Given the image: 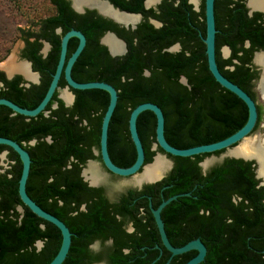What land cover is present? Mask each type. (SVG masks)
<instances>
[{
  "label": "trees",
  "instance_id": "16d2710c",
  "mask_svg": "<svg viewBox=\"0 0 264 264\" xmlns=\"http://www.w3.org/2000/svg\"><path fill=\"white\" fill-rule=\"evenodd\" d=\"M109 1L121 10L151 14L162 23L154 27L143 21L130 30L94 9L77 13L69 0H49L53 14L37 20L36 30L20 29L21 38L24 35L33 38L27 45V58L33 69L43 71L46 76L39 83L23 88L20 75L7 79L0 71V97L28 109L35 107L55 71L61 36L69 29H77L85 35L86 44L72 66L71 76L78 82L104 81L117 90V103L108 126L109 155L116 165L126 167L135 159L128 128L119 122L142 102H153L161 108L165 138L178 148L221 140L244 124L245 103L222 87L207 66L203 42L204 0H200L197 11L188 0H161L156 9L144 8V0ZM260 15L255 12L247 16L242 0H214L216 64L226 78L254 100L248 81L257 77L258 72L250 71L247 64L254 51L264 49V23L259 20ZM58 27L61 33H56ZM107 30L125 40L127 51L123 55L111 56L99 42ZM39 39L51 44L46 57L36 52L41 45ZM245 39L251 42L247 47L243 45ZM176 42L181 46L178 51L166 50ZM77 43L76 37L69 39L66 57ZM225 44L230 55L223 58L220 47ZM181 77L186 79V84L180 82ZM65 85L62 74L58 86ZM70 90L74 94L72 105L65 106L56 90L45 108L48 115L40 112L26 117L0 105V136L17 141L31 158L26 181L28 195L61 219L73 233L68 254L61 264L100 261L102 257L92 255L85 242L93 238L105 240L109 236L114 239L113 248L106 255L109 264H164L170 252L161 243L149 207L146 206L148 216L139 215V203L131 197L134 191L130 190L129 196L121 200L120 211L129 212L134 225V230L128 233L122 226L126 222L117 219L107 206H100L104 200L91 198L95 190L87 187L78 175L86 158H99L90 148H99L100 125L109 94L97 88ZM52 103H56L53 109ZM117 108L126 112L120 114ZM262 113L261 108L252 131L258 127ZM85 119L87 122L83 124L81 121ZM136 126L144 162L148 163L157 150L162 151L159 147L151 149L155 142L153 112L142 111ZM48 136L50 141L46 140ZM31 139H35L33 145L28 144ZM5 149L9 150L11 165L0 173V264H47L59 248L61 233L22 203L17 190L21 161L9 146L0 144V151ZM167 155L175 162L171 174L145 185L141 191L167 185L163 197L152 202L153 207L163 198L189 192L171 200L161 210L171 244L181 246L200 238L207 251L199 264H264V185L255 177L253 161L226 157L201 174L198 162L209 153L187 157ZM54 193L62 199L61 204L56 203ZM83 201L94 206L80 211L77 205ZM38 241L40 247L36 245ZM122 246L130 250L121 252ZM195 254L191 250L174 255L168 264H184Z\"/></svg>",
  "mask_w": 264,
  "mask_h": 264
},
{
  "label": "water",
  "instance_id": "95a60500",
  "mask_svg": "<svg viewBox=\"0 0 264 264\" xmlns=\"http://www.w3.org/2000/svg\"><path fill=\"white\" fill-rule=\"evenodd\" d=\"M105 1L107 4H109L114 10H117L118 12L124 13V14H131V15H136L137 16V21L135 23L131 22H122L118 21L115 18L111 16H106L102 14L97 8L93 6H80V7H75L73 4L72 0H69L71 8L76 11L77 13H84L86 9H94L96 10L99 14L108 17L112 19L114 22L123 25L125 27L130 26L131 28H135L136 24L139 22L141 19V14L140 13H134V12H128L125 10H121L118 7H115L110 1L108 0H101ZM159 0L157 3L153 5H146V0H144V4L146 7H156V5L160 2ZM193 5L194 8L198 9V3L192 2L189 0ZM253 9L250 10V12ZM151 21L156 25L160 26V22L154 19H151ZM204 22H205V36L203 37V42L205 44V54H206V61H207V66L209 71L211 72L212 76L214 79L224 88L227 90L231 91L234 93L237 97H239L246 105L247 107V118L244 124L237 129L235 132L230 134L229 136L207 144H200V145H195L191 147H186V148H178L175 146H172L165 138L164 135V115L161 110V108L153 103V102H142L137 104L131 111L128 117V131L129 135L131 138V141L134 145L135 148V159L132 164L126 167H121L116 165L110 158L109 152H108V126L109 122L111 119V116L113 114V111L115 109L116 103H117V90L116 88L104 81H87V82H78L73 79L71 76V69L76 61L77 57L83 50L85 44H86V38L85 35L77 29H69L67 30L60 39V51H59V57L58 61L55 67V71L52 73V77L49 83V86L40 100V102L33 108H25L17 105L16 103L12 102L11 100L0 97V105H5L8 108H10L13 113H18L26 117H33L39 114L40 112H43L45 114L48 113V111H45V107L50 101L53 93L58 90L60 92V98L64 101L65 105L69 106L73 103L74 100V94L70 90V88L74 89H90V88H97V89H102L108 92L109 94V101L106 107V110L104 111V114L102 116L101 120V125H100V135H99V154L101 157V161L103 166L107 171L110 173L117 175L119 177H129L130 178V184L134 187H137L140 189L143 185L145 184H150L157 182L161 180L165 174L166 171L170 168L171 166V161L168 159L167 154L173 155V156H182V157H187V156H193L197 154H202V153H209L212 154L215 151L219 150H226L227 153L223 155L221 160L224 157H233V158H240L246 161H253V165L255 167V177L260 179V185H264V178L262 176H259L257 173V167L258 163L254 158H246L242 156H237L229 152L230 149L235 147L240 141L248 137L253 131V128L255 126L256 120H257V107H256V101L246 92L244 91L241 87H239L237 84L233 83L230 81L228 78H226L219 70L216 60H215V33H216V28H215V17H214V0H204ZM56 31L58 33L61 32L60 28H57ZM106 34H111L116 40L120 41L123 45V52L122 53H113L111 52L110 48L103 42V37ZM71 37H76L78 39V43L75 47V49L72 51V53L66 57V52H67V45L68 41ZM100 42L104 45L107 46V49L112 56H117V55H122L126 51L125 43L123 40H121L117 35L112 32V31H106L105 34L100 38ZM47 46V43H45ZM179 48L178 44H175L171 46L168 50L169 51H174ZM226 50L225 55L229 53V48L227 46H224L223 51ZM259 51H255L253 54V59L255 53ZM19 60H23L28 64L29 70L31 69V63L30 61L26 59H21L20 57L18 58ZM4 72V71H3ZM146 74L148 73L147 71L145 72ZM7 78H10L16 74H20L18 72H14L11 74H7L4 72ZM63 74V77L66 81V85L62 88L58 86V81ZM21 75V74H20ZM181 82L186 84V79L184 77L181 78ZM70 94L71 99L66 100L64 98V94ZM144 110H150L153 112L155 116V142L152 143V149L156 150L158 147L162 151H156L155 154L152 157V160L148 163L144 162V149L143 145L141 143L140 137L137 132V126H136V120L138 115L144 111ZM35 140H32L31 143H34ZM0 144L9 146L13 151L17 153L19 156V159L21 161V172L20 176L18 179V195L20 200L24 205H26L35 215L38 217L54 224L60 231L61 233V242L60 246L54 255V257L47 263V264H61L65 257L68 254L70 244H71V237H72V232L70 231L69 227L57 216L47 212L43 208H41L27 193L26 191V181L28 178L29 174V169H30V163H31V158L26 149L23 148L22 145H20L17 141L8 138V137H3L0 136ZM156 157H161L166 162L168 163L167 167L161 172V174L152 180H140L137 181L136 177L140 176V174L144 171L145 167L151 164ZM220 160V161H221ZM210 160H203L199 163L202 171L206 172L207 164L209 163ZM89 165H92L96 168V171L98 175L100 176V180L96 183H92L89 178H87V175L89 174L88 172L85 173V170L88 168ZM87 166V168H85ZM86 166L82 168L81 170V175L84 180L88 181L90 185H97L100 183V181H103L104 175L100 173V171L97 169L96 164L92 159H89L86 163ZM181 195H189V192L185 193H178L171 195L165 199H162L160 203L156 207H152L151 202H149L150 206V211L151 214L154 218L155 224L157 226L159 236L161 239L162 245L165 247L166 250L170 252V256L168 260L164 264H168L171 257L174 255L182 254L191 250L196 251V254L189 258L184 264H199L202 262L205 258L206 255V246L205 244L201 241L200 238H195L192 240H189L185 244L181 246H173L171 242L169 241L167 234L164 229V223L161 218V210L163 207L169 203L171 200L177 198L178 196ZM21 208V207H19ZM37 247L41 246V242L38 241L36 243ZM159 248L161 251L160 246H156ZM99 262L96 263H89V264H98Z\"/></svg>",
  "mask_w": 264,
  "mask_h": 264
},
{
  "label": "flooded vegetation",
  "instance_id": "af4514ba",
  "mask_svg": "<svg viewBox=\"0 0 264 264\" xmlns=\"http://www.w3.org/2000/svg\"><path fill=\"white\" fill-rule=\"evenodd\" d=\"M109 1V0H108ZM192 2H194V3H196L195 1H193V0H191ZM243 1V5H244V7H245V9H246V13H247V16H252L253 15V13H255V12H258V13H260L261 15L259 16V20L260 21H262L263 23H264V9H260V8H253L250 4H249V1L250 0H242ZM188 2L189 3H191L189 0H188ZM200 2L201 1H199V5H200ZM160 3V2H159ZM158 3V4H159ZM157 4V5H158ZM192 4V3H191ZM157 5H156V7H157ZM193 5V4H192ZM199 5H198V9H196V8H194V5H193V9H195L196 11L197 10H199ZM143 6H144V8H153V9H156V7L154 8V7H146L145 6V4H144V1H143ZM251 9H253L251 12H250V10ZM134 13H139V12H134ZM141 14V19L139 20V22L138 23H140V22H143V21H145V22H147V23H149V24H152L154 27H159V26H156L152 21H151V19H154V20H157V21H159L157 18H155V17H153L151 14H147V13H140ZM103 16V15H102ZM105 17V16H104ZM106 18H108V17H106ZM110 19V18H109ZM112 20V19H111ZM113 21V20H112ZM114 22V21H113ZM160 23H162L161 21H159ZM116 23V22H115ZM137 23V24H138ZM118 24V23H117ZM137 24H136V26H137ZM120 25V24H119ZM161 25V24H160ZM120 26H123V25H120ZM124 28H126V29H130V30H133V29H135V28H131L130 26H128V27H125V26H123ZM59 28V27H58ZM57 29V28H56ZM61 30V29H60ZM107 31H110V30H107ZM106 32V31H105ZM105 32L103 33V35L105 34ZM113 32V31H112ZM56 33H58L57 31H56ZM61 33V32H60ZM116 34V33H115ZM103 35H101V37L103 36ZM100 37V38H101ZM118 37V36H117ZM120 38V37H119ZM121 40H123L122 38H120ZM30 40H33V38H27L26 37V35H24L22 38H21V42H22V45H21V48H20V51H19V57L21 58V59H26V60H28V61H30L28 58H27V53H28V51H27V45H28V41H30ZM39 41L41 42V45H40V47L37 49V53L38 54H40V56L41 57H46L47 56V54H48V52H49V50H50V48H51V44H50V42L49 41H47V40H45V39H39ZM124 41V43H125V47H126V51H127V45H126V42H125V40H123ZM99 42H100V39H99ZM45 43H47V46L45 45ZM101 43V42H100ZM250 40L249 39H245L244 41H243V45L245 46V47H247V46H249L250 45ZM102 44V43H101ZM175 44H178L179 45V48L177 49V50H174V51H171V52H175V51H178L180 48H181V46H180V43H178V42H176V43H173V44H171L170 46H168L167 48H166V50L167 51H169L168 49L171 47V46H173V45H175ZM104 45V44H103ZM104 46H106V45H104ZM223 46H227L228 48H229V46L228 45H222L221 47H223ZM257 46H260L259 44L257 45ZM221 47H220V54H221ZM106 48H107V46H106ZM107 51H108V49H107ZM125 51V52H126ZM256 51H259V52H262V51H264V49H258V50H256ZM124 52V53H125ZM255 52V51H254ZM254 52H253V54H254ZM108 53H109V51H108ZM123 53V54H124ZM224 53H225V50H224ZM110 54V53H109ZM122 54V55H123ZM253 54H252V57H251V60L248 62V66L250 67V71H252V72H254V71H256L257 70V77H255V78H250L249 79V81H248V85H249V89H250V91H252L253 93H254V95H255V101H256V107H257V113L260 111V109L262 108V110H263V113H262V115L264 114V96H263V93H262V90H261V87H260V83H261V81H262V78H263V73H264V70H263V67H262V65H260L259 63H257L256 62V60H255V57H256V53H255V55H254V59H253ZM230 55V48H229V54H228V56ZM112 56V55H111ZM117 56H121V55H117ZM227 56V57H228ZM221 57H223L222 56V54H221ZM223 58H226V57H223ZM23 61V60H22ZM25 62V61H24ZM30 63H31V69L32 70H30L31 72H32V74H34V76H35V78L34 79H30V78H27L24 74H22V73H20V74H18V75H20L21 76V79H22V81H21V86L23 87V88H27V87H29L30 85H32V84H37V83H39L45 76H46V74L43 72V71H41V70H39V69H33V67H32V62L30 61ZM15 76V75H14ZM5 77H6V75H5ZM13 77V76H12ZM12 77H10V78H7V79H11ZM51 77H52V74H51ZM64 78V77H63ZM182 78V77H181ZM181 78H180V82H181ZM65 80V79H64ZM183 83V82H182ZM183 84H185V83H183ZM2 86V82H0V87ZM61 88V87H60ZM57 92H58V96H59V91L57 90ZM59 98H60V96H59ZM60 99H62V98H60ZM63 101V100H62ZM63 103H64V101H63ZM64 105H65V103H64ZM72 105V104H71ZM65 106H67V105H65ZM70 106V105H69ZM56 107V103H52L51 104V109H53V108H55ZM46 108V107H45ZM45 111H48V113L47 114H45L44 113V111H43V113L45 114V115H48L49 114V110H46L45 109ZM117 111H119L120 112V114H124L125 112H126V110L124 109V108H117ZM96 113H94V115H95ZM130 114V113H129ZM261 115V116H262ZM128 117H129V115H128ZM128 117H125V118H121V120H120V126H123V128H125V126L128 128ZM83 124L84 123H86L87 122V120L85 119L84 121H81ZM262 138H264V136H261ZM32 140H35V139H31L30 141H28V144L29 145H33L34 143H35V141H34V143H31V141ZM46 140L47 141H50L51 140V138L48 136L47 138H46ZM117 142V141H116ZM151 147H152V145H151ZM152 149V148H151ZM90 151L94 154V155H96V156H99V158H97L98 159V161L100 162V164L102 165V167L105 169V167L103 166V164H102V161H101V157H100V154H99V148H97V147H91L90 148ZM108 152H109V150H108ZM2 153V154H1ZM168 156V155H167ZM0 158L2 159V158H4L5 160H6V162H7V166L4 168L1 164H0V173H4L9 167H10V165H11V161H10V159H9V150L8 149H5V150H2V151H0ZM226 157H224L221 161H219L217 164H220L224 159H225ZM130 159V156H128V157H125V160H129ZM168 159L171 161V166H170V168L166 171V174H165V176L162 178V179H164L165 177H167V176H169L170 174H171V171H172V169H173V166H174V160L173 159H171V158H169L168 157ZM89 159H85V162L81 165V168H80V172L78 173V175L81 177V180L86 184V186L87 187H90V188H93L95 191H93L94 192V194L92 195V197L91 198H93V199H102V200H104V203H102V205H100V206H107L108 207V209L110 210V212L111 213H113V215L114 216H116V218L117 219H119L120 221H123V223L124 222H126L124 225H122L123 226V228L125 229V231L126 232H128V233H130V232H132L133 230H134V225H133V221L130 219V213L128 212V213H122L121 211H120V209H121V200H122V197L124 196V197H128L129 196V191L131 190V191H134L133 192V194H132V199H133V201H135L136 203H139V208H140V214L139 215H144V216H148V210H147V207H149V211H150V206H149V202H151V205H152V202L153 201H156L157 199H160V198H162L163 197V190H164V188L167 186V185H164V186H162V187H155V188H153L152 190H149V192H147V191H141L142 189H143V187L145 186V185H147V184H145V185H143L140 189H138L137 187H134V186H132L130 183H129V185H127V186H124V188H123V190L122 191H118V192H116L113 196H111L109 193H108V190H107V180H106V178H105V176L103 177L104 179H103V181H100V183L99 184H97V185H90L89 183H88V181H86V180H84L83 179V177H82V175H81V170H82V168L83 167H85L86 166V163H87V161H88ZM93 160V159H92ZM201 162V161H200ZM200 162H198V166L200 167V172H201V174H206L207 173V171L211 168V167H213V166H211L210 168H207V170H206V172H203L202 171V168H201V166H200ZM217 164H215V165H217ZM2 169V170H1ZM89 169V168H88ZM106 170V169H105ZM89 173L87 176L90 178V172L89 171H87L86 170V173ZM106 172H108L110 175H112V176H116V177H118L117 175H114V174H112V173H110L109 171H107L106 170ZM91 179V178H90ZM161 179V180H162ZM92 181V180H91ZM160 181V180H159ZM98 182V181H97ZM155 183V182H154ZM150 184H152V183H150ZM97 192V193H96ZM57 196V194L56 193H54V196H53V198H55V201H56V203L59 205V204H61L62 203V199L61 198H59V197H56ZM82 196H84V195H82ZM163 199H165V198H163ZM90 199H88L87 201H89ZM70 206H74L72 203H70ZM77 206H80L79 207V210L80 211H83V210H85V208H86V206H94L92 203H88V202H85V201H83V202H81V203H79ZM147 206V207H146ZM152 207H153V205H152ZM150 213H151V211H150ZM154 219V218H153ZM127 225H128V227H127ZM72 235H73V233H72ZM113 242H114V239H113V237L112 236H109V237H107L105 240H102L101 238H93V240L92 241H89V242H85V245H86V249L92 254V255H94V256H101L102 257V259L100 260V261H104L106 264H109L108 263V261H107V259H106V255L112 250V248H113ZM60 246V245H59ZM130 250V247H127V246H122V247H120V251L121 252H124V253H127L128 251ZM100 261H94V262H89V263H96V262H100ZM89 263H87V264H89Z\"/></svg>",
  "mask_w": 264,
  "mask_h": 264
},
{
  "label": "rangeland",
  "instance_id": "374dc122",
  "mask_svg": "<svg viewBox=\"0 0 264 264\" xmlns=\"http://www.w3.org/2000/svg\"><path fill=\"white\" fill-rule=\"evenodd\" d=\"M199 1L200 0H197L198 5ZM53 12L54 7L49 0H0V63L8 61L12 57L17 61H21L18 59L22 45L20 29L36 30L37 20L53 14ZM223 48L224 46L221 47V54L223 57H227L229 53L225 55L226 52L224 53ZM0 71L5 72L6 70L0 67ZM255 136H264V114L262 115L258 127L249 135V137ZM226 153V150H222L218 154L212 153L205 156L203 162L205 160H210L206 168H210L217 164ZM93 161L100 173L105 176L107 180V190L111 196L118 191H122L124 186L129 185V177L112 176L106 172L97 158L93 159ZM0 164L4 168L7 166V162L4 158H0ZM85 168H87V166ZM18 209L21 210L19 207ZM99 264L106 263L100 261Z\"/></svg>",
  "mask_w": 264,
  "mask_h": 264
},
{
  "label": "bare ground",
  "instance_id": "6f19581e",
  "mask_svg": "<svg viewBox=\"0 0 264 264\" xmlns=\"http://www.w3.org/2000/svg\"><path fill=\"white\" fill-rule=\"evenodd\" d=\"M72 1L75 7L93 6L97 8L102 14L106 16H111L118 21L131 22V23H135L137 21L136 15L124 14L118 12L117 10H114L105 1H101V0H72ZM158 1L159 0H146V5H153ZM193 1L196 2L197 0H193ZM249 4L253 8L264 9V0H250ZM103 42L110 48L111 52L113 53H122L124 50L122 43L116 40L111 34H106L103 37ZM255 60L257 63L262 65L264 70V51L257 52ZM0 67L4 68L7 74L18 72L24 74L27 78L30 79L35 78L34 74H32V72L29 70L28 64L26 62L17 61L13 57L4 63H0ZM260 87L264 96V73H263L262 81L260 83ZM64 98L66 100H70L71 96L70 94L67 93L64 94ZM229 152L237 156L254 158L258 163L257 173L259 176H262L264 178V138H262L261 136H255V137L248 136L245 139H243L240 144H237L235 147L230 149ZM167 165L168 163L166 162V160H164L161 157H156L151 164L145 167L144 171L140 174V176L136 177V180L137 181L152 180L154 178H157L161 174V172L167 167ZM88 168L86 170L91 173L90 174L91 179L88 177L89 175L87 176V178H89L90 181L92 180L91 181L92 183H96L97 181H99L100 176L98 175L96 168L92 165H89Z\"/></svg>",
  "mask_w": 264,
  "mask_h": 264
}]
</instances>
